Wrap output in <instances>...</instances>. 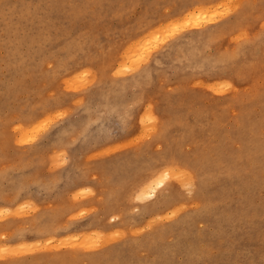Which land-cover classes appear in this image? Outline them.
<instances>
[{
  "label": "rangeland",
  "instance_id": "374dc122",
  "mask_svg": "<svg viewBox=\"0 0 264 264\" xmlns=\"http://www.w3.org/2000/svg\"><path fill=\"white\" fill-rule=\"evenodd\" d=\"M0 5V264H264V0Z\"/></svg>",
  "mask_w": 264,
  "mask_h": 264
},
{
  "label": "bare ground",
  "instance_id": "6f19581e",
  "mask_svg": "<svg viewBox=\"0 0 264 264\" xmlns=\"http://www.w3.org/2000/svg\"><path fill=\"white\" fill-rule=\"evenodd\" d=\"M22 2V1H21ZM192 2H194V1H192ZM50 3V2H49ZM195 4L197 3V2H194ZM14 4V3H13ZM20 4V3H19ZM25 4V3H24ZM10 5V4H9ZM49 5V4H48ZM194 5V4H193ZM1 6V5H0ZM7 6V5H6ZM15 6V5H14ZM13 6V7H14ZM27 6V5H26ZM16 8V7H15ZM205 8V6H202V7H200V9H204ZM0 9H2V8H0ZM7 9H8V7H7ZM18 9V8H17ZM24 9H25V7H24ZM62 9V8H61ZM6 10V9H5ZM4 10V11H5ZM12 10V9H11ZM13 10H14V8H13ZM73 10H75V9H73ZM187 10V9H186ZM216 10V12L215 11H213L212 13H218V15H220V13H222V12H220L219 11V8H216L215 9ZM15 11V10H14ZM41 11V10H40ZM66 12V11H65ZM68 12V11H67ZM2 13L4 14V12H3V10H2ZM6 13V12H5ZM13 13V12H12ZM15 13V12H14ZM18 13V12H17ZM42 13V12H41ZM1 14V13H0ZM24 14V13H23ZM25 14H27V13H25ZM24 14V15H25ZM67 14V13H66ZM17 15V14H16ZM20 15V14H19ZM79 15V14H78ZM186 17H185V23H183V24H180V21H176V23H178V24H175L174 22H168L167 24H166V27L168 28V29H175V30H178V31H184V30H186L187 29V27H188V25H190L189 27H191V30L190 31H188V32H185V34H184V36L185 35H187V34H189V33H199V34H201V33H204V32H206L209 28H211V27H215L216 29L212 32L213 34H217V36H221V35H223V33H224V29L222 28V26H220L221 24H218L217 26H216V22H212V21H208L207 23H202V24H200L199 23V19L198 18H201V16H204V15H206V14H204V15H202V14H200V16H198V14H196V10H194V11H191V10H189L186 14ZM1 16H3V15H1ZM76 16V15H75ZM3 17H6V16H3ZM3 17H1L2 19H3ZM9 17V16H8ZM13 17H14V15H13ZM19 17V16H18ZM31 17V16H30ZM69 17H71V16H69ZM74 17V16H73ZM220 17H222V16H220ZM204 18H206V16H204L203 17V19ZM5 19V18H4ZM33 19H34V17H33ZM32 19V20H33ZM10 20V19H9ZM17 20H18V18H17ZM17 20L15 21V22H17ZM24 21H25V19H23ZM210 20V19H209ZM212 20V19H211ZM222 20H223V18H222ZM238 20V19H237ZM242 20V19H241ZM3 22H4V20H2ZM11 21V20H10ZM20 21H21V19H20ZM236 21V20H235ZM234 21V23H236ZM8 22V21H7ZM66 22V21H65ZM20 23V22H19ZM6 24H8V23H6ZM27 24H29V23H27ZM32 24V23H31ZM51 24V23H50ZM238 24V23H237ZM236 24V25H237ZM11 25H13L12 23H11ZM10 25V26H11ZM21 26H22V23L20 24ZM33 25V24H32ZM1 26H3V25H1ZM16 26H18V24L16 25ZM15 26V27H16ZM29 26V25H28ZM152 26H155V25H152ZM23 27V26H22ZM32 27H34V26H32ZM41 27V26H40ZM204 27V29H202ZM0 28H2V27H0ZM5 28V27H4ZM3 28V29H4ZM35 28V27H34ZM156 28V27H155ZM7 29H9V26H8V28ZM18 29V28H17ZM21 29H23V28H21ZM60 29V28H59ZM159 29H161V27L160 28H157V29H154V28H152L151 30H149V32L148 33H146L144 36H142V37H140L138 40H140L139 41V43H141V40H143V44H142V46L144 47V48H146V47H148L149 49H151V48H153L154 50L156 49V47H155V44L159 41V42H162V43H160L158 46L160 47V48H162L163 46H168L169 45V42H168V38L170 37H167V36H165V34L164 33H162V31H158ZM217 29H219V31L217 30ZM2 30V29H1ZM12 30V29H11ZM67 30V29H66ZM135 30L137 31V29L135 28ZM5 31V30H4ZM13 31V30H12ZM17 31V30H16ZM23 31V30H22ZM25 31H26V29H25ZM25 31H23V32H25ZM33 31H35V30H33ZM32 31V32H33ZM15 32V31H14ZM20 31H18L17 33H19ZM142 32H144L143 30H142ZM1 33V32H0ZM7 33H8V31H7ZM33 33H35V32H33ZM33 33H30V34H33ZM47 33V32H46ZM45 33V34H46ZM138 32H136L133 36H131V39L130 40H132L133 38H134V36L137 34ZM180 34H182V33H184V32H179ZM5 34H6V32H5ZM9 35L11 34V33H8ZM14 34V33H13ZM16 34V33H15ZM90 34V33H89ZM27 35V34H26ZM37 35V34H36ZM5 36V35H4ZM11 36H13L12 34H11ZM3 37V36H2ZM8 37V36H7ZM16 37V36H15ZM18 37H20V35L18 36ZM37 37V36H36ZM39 37H41V36H39ZM47 37V36H46ZM94 37V36H93ZM6 38V37H5ZM4 38V40L2 41L3 43H4V41L7 39H11V37L10 38H6L5 39ZM24 38H25V35H24ZM24 38L21 40V41H23L24 40ZM38 38V37H37ZM43 38V37H42ZM184 38H186V37H184ZM44 39H47V38H43V40ZM6 40V41H7ZM12 40V39H11ZM15 41H16V38L14 39ZM20 40V39H19ZM43 40H42V42H43ZM89 40V39H88ZM138 40L137 41H135V43H137L138 42ZM25 41V40H24ZM32 41V40H31ZM38 41V40H37ZM1 42V41H0ZM27 42V41H26ZM45 42V41H44ZM51 42V41H50ZM11 43V42H10ZM47 44H48V42H46ZM185 43H187V42H185ZM8 44V43H7ZM19 44H20V41H19ZM18 44V45H19ZM28 44V43H27ZM26 44V45H27ZM30 44V43H29ZM32 44H34V43H32ZM39 44V43H38ZM43 44V43H42ZM126 44V43H125ZM188 44H190L189 42H188ZM4 45H6V43L4 44ZM11 45V44H10ZM16 45V44H15ZM15 45H13V46H15ZM2 46V45H1ZM7 46V45H6ZM5 46V48H7ZM25 46V45H24ZM24 46H20V47H24ZM29 46V45H28ZM43 46V45H42ZM45 46V45H44ZM126 47H125V50H124V55H127L128 56V59H131L132 60V62L134 63L135 62V58L136 57H138V55H139V53L137 54V56H136V53H133L132 54V52H133V50H134V45H133V43H131V41L127 44V45H125ZM162 46V47H161ZM3 47V46H2ZM11 47V46H10ZM17 47V46H16ZM29 47H31V46H29ZM35 47V46H34ZM38 47V46H37ZM40 47V46H39ZM122 47V46H121ZM158 47V48H159ZM42 48V47H41ZM11 49H12V47H11ZM16 49V48H15ZM14 49V50H15ZM20 49V48H19ZM40 49V48H39ZM43 49V48H42ZM9 50V49H8ZM153 50V51H154ZM10 51V50H9ZM17 51H18V49H17ZM17 51L15 52V51H12V52H15V53H17ZM152 51V52H153ZM8 52V51H7ZM31 52H33V51H31ZM30 52V53H31ZM151 52V53H152ZM37 53V50H36V52H35V54ZM123 53V52H122ZM151 53H150V55H151ZM116 54H117V52H116ZM115 54V55H116ZM12 55H14V53H12ZM11 55V56H12ZM30 55V54H29ZM28 55V56H29ZM38 55V54H37ZM123 55V54H122ZM14 57H16V56H14ZM19 58V57H18ZM34 58H35V55H34ZM33 58V59H34ZM16 59V58H15ZM31 59V58H30ZM36 59V58H35ZM226 59V54H225V51H223L222 52V54H218V55H216V57H213V58H211V62L212 63H217L218 61H222V60H225ZM73 60V59H72ZM138 60H140V58L138 57ZM24 61H25V59H24ZM24 61H23V63H24ZM28 61V60H27ZM30 61V60H29ZM28 61V62H29ZM34 61V60H33ZM10 62H11V60H10ZM13 62V61H12ZM11 62V63H12ZM35 62V61H34ZM45 62V61H44ZM68 62V61H67ZM72 62V61H71ZM21 63V62H20ZM19 63V64H20ZM39 63V62H38ZM42 63V62H41ZM40 63V64H41ZM70 63V62H69ZM35 64H37V62H35ZM18 65V64H17ZM22 65V64H21ZM32 65H34V64H32ZM31 65V66H32ZM42 65H44V64H42ZM19 66V65H18ZM30 66V67H31ZM41 66V65H40ZM38 67H39V65H38ZM34 68H36V67H33V69ZM36 70H37V68H36ZM34 73V72H33ZM46 73V72H45ZM47 75H50V74H47ZM46 77V76H45ZM50 78H51V76H49ZM52 85V84H51ZM44 94V93H43ZM43 94H41V95H43ZM44 98V97H43ZM49 99V98H48ZM53 100V99H52ZM24 129H22V131L20 130V132H23L24 133V131H23ZM26 133H27V131H26ZM22 134V133H21ZM27 135V134H26ZM224 166V165H223ZM227 167V166H226ZM231 167V166H230ZM223 168V167H222ZM230 169V168H229ZM232 173H233V171H231ZM231 173V174H232ZM212 174V173H211ZM211 174H210V176H208V178L209 177H211V182H213L214 180H217V179H219V178H221L223 175H224V172L222 171V170H220L219 169V167H217L216 168V173H214L213 172V174H212V176H211ZM229 174V173H228ZM186 175L188 176V178L190 179V180H194V181H198L201 185H203V184H205L206 183V180L204 179V178H200V179H202L201 181L200 180H198L197 178H196V176H195V174L193 173V172H191V171H186ZM234 175H236V173L234 174ZM234 175H232V176H234ZM156 178V180H154V178L151 180V181H149L148 183L146 182L144 185H143V187H146V188H143V192H141L140 194H139V196L140 197H147V196H149V195H151L152 193H155V191H156V189H157V187H159L160 185H162L163 183H164V178H163V175H159V177L157 178V177H155ZM159 178H161V180H159ZM238 178V177H237ZM236 178V179H237ZM230 179V178H229ZM235 179V178H234ZM233 179V180H234ZM235 179V180H236ZM159 180V181H158ZM232 180V181H233ZM234 180V181H235ZM151 183V184H150ZM154 183H156V186H154L155 184ZM154 184V185H153ZM226 184V183H225ZM241 184V183H240ZM153 185V186H152ZM264 186V185H263ZM151 191V192H150ZM7 193V192H6ZM15 193V192H14ZM5 195V194H4ZM16 197V196H15ZM38 197V196H37ZM5 198V197H4ZM3 198V199H4ZM12 198V197H11ZM18 198V197H17ZM17 198H16V201H17ZM5 199H7V198H5ZM9 199V198H8ZM13 200H15V199H13ZM43 200V199H42ZM8 201V200H7ZM6 201V202H7ZM9 201H12L11 199L9 200ZM8 201V202H9ZM2 202L3 203H6V202H4L3 200H2ZM14 202V201H13ZM12 203V202H11ZM11 203H9V204H11ZM17 203H19V202H17ZM38 203V202H37ZM16 205V204H15ZM20 205V204H19ZM22 205V204H21ZM20 207V206H19ZM3 211L2 210H0V214L2 213ZM4 217V216H3ZM33 221V220H32ZM31 222V221H30ZM34 222V221H33ZM37 222V221H36ZM42 223V222H41ZM35 224V223H34ZM37 224V223H36ZM35 224V225H36ZM37 226V225H36ZM50 226V225H49ZM38 227V226H37ZM47 227V226H46ZM50 228H52V227H50ZM39 229H41V228H39ZM38 230V229H37ZM44 230V229H43ZM43 230H41V232H43ZM33 231V230H32ZM39 231V230H38ZM35 232V231H34ZM40 232V233H41ZM39 233V232H38ZM42 234V233H41ZM44 234V233H43ZM35 235H37L38 236V234H35ZM40 235V234H39ZM35 238V237H34ZM17 238L15 237V240H16ZM19 240V239H18ZM14 242V241H13ZM25 243H26V241H25ZM243 243V242H242ZM11 244V243H10ZM35 244V246L36 245H38V243L36 244L35 243V241H34V243L32 244V245H34ZM16 245V244H15ZM28 245V244H27ZM31 245V246H32ZM66 245V244H65ZM242 245V244H241ZM240 245V247L241 248H243L242 246ZM13 246V245H12ZM22 247L23 245H16V246H13V248L12 247H10L9 249H10V251H11V248L12 249H14V248H17V247ZM30 246V245H29ZM28 246V247H29ZM23 247H25V248H27L28 249V247H26V244H24V246ZM60 247V246H59ZM239 247V248H240ZM249 247H250V245H249ZM0 248H2V247H0ZM9 249L8 250H6V251H9ZM26 249V250H27ZM250 250V249H249ZM258 251V250H257ZM14 252V251H13ZM6 253V252H5ZM250 253V252H249ZM8 253H6L5 254V257H6V255H7ZM9 254H11V253H9ZM8 254V255H9ZM247 255H249V254H247ZM251 255V254H250ZM230 257V256H229ZM243 257V256H242ZM248 258H249V256H248ZM246 260V259H245ZM244 261V260H243ZM248 261V260H247ZM111 262V261H110ZM249 262V261H248ZM247 264V263H246Z\"/></svg>",
  "mask_w": 264,
  "mask_h": 264
}]
</instances>
